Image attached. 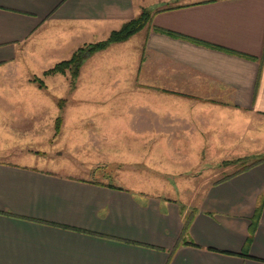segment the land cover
<instances>
[{
  "label": "crops",
  "instance_id": "obj_1",
  "mask_svg": "<svg viewBox=\"0 0 264 264\" xmlns=\"http://www.w3.org/2000/svg\"><path fill=\"white\" fill-rule=\"evenodd\" d=\"M142 9L150 23L107 48L140 38L136 123H166L159 137L182 139L169 152L197 155L208 139L264 123V0H0V68L56 36L74 51L104 40ZM225 178L185 212L47 166L0 163V264H264V207L251 232L264 163ZM188 216L194 246L180 243Z\"/></svg>",
  "mask_w": 264,
  "mask_h": 264
},
{
  "label": "rangeland",
  "instance_id": "obj_2",
  "mask_svg": "<svg viewBox=\"0 0 264 264\" xmlns=\"http://www.w3.org/2000/svg\"><path fill=\"white\" fill-rule=\"evenodd\" d=\"M137 38L85 58L74 81L69 72L44 73L88 44L64 50L56 36L38 48L25 45L12 66L0 68V163L47 166L61 175L128 189L137 197L175 201L189 212L210 184L264 157L263 122H250L222 143L206 140L212 148L202 155L184 154L182 148L171 154L169 145L182 139L160 138L166 123L149 117L136 123ZM220 126L227 128L225 118Z\"/></svg>",
  "mask_w": 264,
  "mask_h": 264
},
{
  "label": "trees",
  "instance_id": "obj_3",
  "mask_svg": "<svg viewBox=\"0 0 264 264\" xmlns=\"http://www.w3.org/2000/svg\"><path fill=\"white\" fill-rule=\"evenodd\" d=\"M151 16H152V12L150 10L142 9L140 14L137 17L125 23L119 30L112 31L106 39H104L103 41L94 43V44H88V45L82 46L81 48H78L73 53L72 57L69 60L56 64L52 69L46 71L44 75L45 76H52L56 74L62 75V74H65L66 72H69L71 79L74 81L79 76V71H80L81 65L83 61L85 60V58L93 55L94 53L106 50L112 44H119V43L126 42L132 36L139 33L141 30H143L150 23ZM32 82L36 84L40 90L45 89L44 83L38 78H34ZM60 122L61 120L60 118H58L56 120V127H55L56 133L59 130ZM261 163H264V157L255 158L253 160L247 161V163L244 162L243 166L239 168L238 171L229 175L225 179L233 177L241 173H244L256 167L257 165ZM263 207H264V190H263V193L259 196L258 201H257V206L255 209V213H254L252 224H251V232L255 230L256 224L259 220ZM190 222H191L190 216H188L187 218H185V220H183V228H182L180 243L183 245L194 246V244L187 239V231H188ZM248 240L250 241V237Z\"/></svg>",
  "mask_w": 264,
  "mask_h": 264
}]
</instances>
